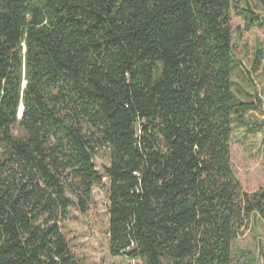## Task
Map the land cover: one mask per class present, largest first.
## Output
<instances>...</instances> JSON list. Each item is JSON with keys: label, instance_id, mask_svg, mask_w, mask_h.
<instances>
[{"label": "trees", "instance_id": "16d2710c", "mask_svg": "<svg viewBox=\"0 0 264 264\" xmlns=\"http://www.w3.org/2000/svg\"><path fill=\"white\" fill-rule=\"evenodd\" d=\"M252 4L0 0V264H87L63 226L105 177L111 256L232 264L264 226L232 165L237 129L264 135V49L248 67L233 41V8L264 25Z\"/></svg>", "mask_w": 264, "mask_h": 264}, {"label": "rangeland", "instance_id": "374dc122", "mask_svg": "<svg viewBox=\"0 0 264 264\" xmlns=\"http://www.w3.org/2000/svg\"><path fill=\"white\" fill-rule=\"evenodd\" d=\"M250 1L255 5L259 2ZM242 8L248 9L249 5L243 1ZM257 12L264 16V6ZM232 26L235 48L245 64L251 67L258 48L261 46L264 49V25L248 29L244 17L233 8ZM255 77L264 98V54ZM95 162L98 170L104 174L109 166L107 153L101 151ZM232 165L246 190L264 187V135H250L237 129L232 136ZM108 192L109 181L105 177L104 184L94 189L89 212L82 215L73 211L64 224L63 231L71 249L87 264H143L140 260L132 261L124 256L113 257L109 252ZM232 255V264H264V226L251 223L234 242Z\"/></svg>", "mask_w": 264, "mask_h": 264}]
</instances>
